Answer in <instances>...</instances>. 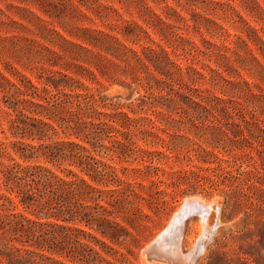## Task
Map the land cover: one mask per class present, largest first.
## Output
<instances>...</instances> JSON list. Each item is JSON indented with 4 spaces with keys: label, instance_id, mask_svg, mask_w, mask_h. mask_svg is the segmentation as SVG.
Here are the masks:
<instances>
[{
    "label": "rangeland",
    "instance_id": "obj_1",
    "mask_svg": "<svg viewBox=\"0 0 264 264\" xmlns=\"http://www.w3.org/2000/svg\"><path fill=\"white\" fill-rule=\"evenodd\" d=\"M219 1L231 3L261 37H248L231 9L204 0H0L4 76L18 81L22 75L52 89L53 83L71 84L59 77L66 74L100 96L108 104L105 111L115 104L131 117L162 124L165 141H137L164 152L153 158L158 170L144 177L121 174V166L136 167L137 160H121L93 143L96 157L120 176L146 186L160 181L158 205L134 203L145 216L128 212L120 195L112 200L102 194V208L87 213L84 222L55 221L42 215L54 206L46 195L36 192L26 207L0 187L13 200L14 212L84 231L32 225L10 239L9 227L0 229V264H50L39 254L63 264H264V15L239 0ZM259 4L264 10V2ZM95 36L103 42L94 45ZM2 94L0 142L17 160L10 148L14 140L36 145L72 139L91 148L60 130L40 140L12 136L13 111ZM21 163L42 164L58 174L69 168L99 189L114 187L92 181L66 162L38 157ZM191 198L210 205L209 211L189 215L166 235L160 250L147 251Z\"/></svg>",
    "mask_w": 264,
    "mask_h": 264
},
{
    "label": "trees",
    "instance_id": "obj_2",
    "mask_svg": "<svg viewBox=\"0 0 264 264\" xmlns=\"http://www.w3.org/2000/svg\"><path fill=\"white\" fill-rule=\"evenodd\" d=\"M37 1L43 4L48 0ZM204 1L220 8L226 6L231 9L243 22L248 37L251 35L261 37L258 35L257 29L239 15L231 3L219 0ZM262 1L264 2V0ZM239 2L243 8L251 11L258 9L264 15L259 0H239ZM172 11L177 13L174 9ZM53 31L59 35L55 30ZM92 32L106 36L101 31L94 30ZM93 38H95L93 39L94 45L103 42L100 41L101 37ZM62 39L71 44L63 37ZM261 42L264 45V42ZM73 45L85 49L81 45ZM47 50L55 54L54 51ZM20 77L18 81H12L0 72V80L4 82L3 86L0 85V92L3 93L2 98H5L7 107L13 111L8 121L10 134L16 137L21 133V136L26 135V137L40 140L48 131L55 133L60 130L64 134L89 143L91 148L72 139L53 140L49 143L36 145L14 140L10 142V148L18 159L24 162L42 157L49 163L62 164L66 162L87 175L92 181L106 186L112 184L114 187L99 189L69 168H62V174H58L42 164H23L12 156L5 146H2L3 142H0V157L5 159H0V187L4 188L8 194L15 193L19 202L26 207L35 200L36 192L40 193L39 195H46L47 200L54 203V206L51 207L52 210L47 207L45 211H41L42 215L45 218H53L55 221L84 222L87 213L90 215L92 210L102 208L98 203L102 194L112 200L116 194L120 195L121 199L127 203L128 212L132 214L140 212L141 216L146 214L137 204H134L135 202L139 204L142 201H149L158 205L159 200L156 195L161 192L157 189V183L160 181L151 180L146 186L142 182L135 181V177L148 176L151 173L150 170H158L156 166L152 165L153 158L155 155H164V152L142 147L138 145L137 141L140 140L145 144L152 143L153 140L154 142H165L159 134V131H163L162 124H156L148 116L131 117L125 111L116 110L119 106L115 104H110L114 108L113 111H105L108 104L90 87L60 72L59 77L71 82L69 86L54 85L53 83L52 89L46 86L37 87L26 77L22 75ZM101 140H107L108 144L100 143ZM93 143L116 154V157L121 160H126L127 157L137 160L138 166H121L119 169L124 176L127 174L135 176L134 181L120 176L115 167L98 159ZM181 172L178 171V173ZM182 173L184 176L186 171ZM142 191L146 192V195L142 194ZM8 194L0 192V229L4 230L9 227L12 233L10 239L18 238L21 236L20 232L32 225H50L84 233L81 229L60 225L56 222L33 220L22 213L14 212L13 200ZM88 201L92 205L87 204ZM115 224L121 227L118 223ZM74 242L82 246L80 242L76 240ZM38 256L49 261L50 264H63L44 254Z\"/></svg>",
    "mask_w": 264,
    "mask_h": 264
},
{
    "label": "water",
    "instance_id": "obj_3",
    "mask_svg": "<svg viewBox=\"0 0 264 264\" xmlns=\"http://www.w3.org/2000/svg\"><path fill=\"white\" fill-rule=\"evenodd\" d=\"M181 215L178 218V223L169 227L170 231L174 230L177 228V224H179L181 221H183V219H185L186 217H188L189 215L192 214H200L203 210V205L201 204V202H199L197 199L191 198L188 199L187 202L184 204L183 207H181ZM168 231L167 230L163 236H161V238H156L151 244L150 246L147 248V251H154V250H160L161 249V242L162 240L165 239L166 235H168Z\"/></svg>",
    "mask_w": 264,
    "mask_h": 264
},
{
    "label": "bare ground",
    "instance_id": "obj_4",
    "mask_svg": "<svg viewBox=\"0 0 264 264\" xmlns=\"http://www.w3.org/2000/svg\"><path fill=\"white\" fill-rule=\"evenodd\" d=\"M187 200L188 199H186L185 201H184V203H183V205L181 206V207H183L184 206V204L187 202ZM199 201V200H198ZM199 202H201V201H199ZM201 204L203 205V210H202V212L199 214L201 217L202 216H204V214H206L208 211H209V209H210V205H206V204H203L202 202H201ZM181 209L182 208H180L175 214H174V216L172 217V219H171V223L169 224V227L170 226H172V225H174L175 226V224L176 223H178V218H179V216L181 215ZM204 219V218H203ZM167 230H169L168 231V233L170 232V229L169 228H167L162 234H160L157 238H161V236H163V234L167 231ZM173 249V248H172ZM176 249V248H175ZM180 249V248H179ZM174 250V249H173ZM175 253V252H174ZM178 253V252H177ZM176 255V254H175ZM187 258V257H186Z\"/></svg>",
    "mask_w": 264,
    "mask_h": 264
}]
</instances>
